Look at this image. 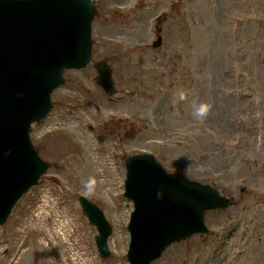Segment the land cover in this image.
<instances>
[{"label": "rangeland", "instance_id": "rangeland-1", "mask_svg": "<svg viewBox=\"0 0 264 264\" xmlns=\"http://www.w3.org/2000/svg\"><path fill=\"white\" fill-rule=\"evenodd\" d=\"M94 1L91 62L66 70L52 110L32 126L50 167L0 225V264H130L125 161L140 152L235 200L206 213L207 234L152 264H264V0ZM104 59L114 95L96 80ZM201 103L210 106L202 119ZM82 195L112 225L109 256Z\"/></svg>", "mask_w": 264, "mask_h": 264}, {"label": "water", "instance_id": "water-1", "mask_svg": "<svg viewBox=\"0 0 264 264\" xmlns=\"http://www.w3.org/2000/svg\"><path fill=\"white\" fill-rule=\"evenodd\" d=\"M97 11L94 0H0V225L50 167L36 150L31 129L52 110V94L65 84L66 70L91 62ZM161 44L159 36L153 45ZM95 67L98 84L116 94L111 63L99 60ZM125 164V195L134 203L130 264H152L174 243L207 234L206 213L235 203L211 184L168 171L151 152L132 154ZM80 202L98 228L102 257L109 256L111 223L86 196ZM54 254L60 257L57 250Z\"/></svg>", "mask_w": 264, "mask_h": 264}, {"label": "clouds", "instance_id": "clouds-1", "mask_svg": "<svg viewBox=\"0 0 264 264\" xmlns=\"http://www.w3.org/2000/svg\"><path fill=\"white\" fill-rule=\"evenodd\" d=\"M209 107L210 106L207 103H201L197 108H195L194 115L201 119L206 117L209 112ZM94 184H95V179L91 178L86 183L85 187H87L88 189H91L94 186Z\"/></svg>", "mask_w": 264, "mask_h": 264}, {"label": "bare ground", "instance_id": "bare-ground-1", "mask_svg": "<svg viewBox=\"0 0 264 264\" xmlns=\"http://www.w3.org/2000/svg\"><path fill=\"white\" fill-rule=\"evenodd\" d=\"M119 192H120L119 181L117 178L113 177L111 181V187H110L109 193L110 195L114 194L118 196L120 194Z\"/></svg>", "mask_w": 264, "mask_h": 264}, {"label": "flooded vegetation", "instance_id": "flooded-vegetation-1", "mask_svg": "<svg viewBox=\"0 0 264 264\" xmlns=\"http://www.w3.org/2000/svg\"><path fill=\"white\" fill-rule=\"evenodd\" d=\"M159 37V36H158Z\"/></svg>", "mask_w": 264, "mask_h": 264}]
</instances>
